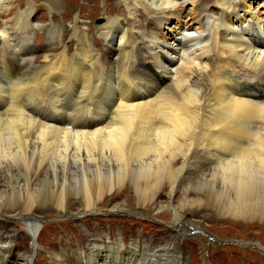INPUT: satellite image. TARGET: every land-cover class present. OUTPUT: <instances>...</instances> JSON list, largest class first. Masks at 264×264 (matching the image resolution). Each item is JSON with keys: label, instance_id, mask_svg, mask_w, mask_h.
<instances>
[{"label": "bare ground", "instance_id": "1", "mask_svg": "<svg viewBox=\"0 0 264 264\" xmlns=\"http://www.w3.org/2000/svg\"><path fill=\"white\" fill-rule=\"evenodd\" d=\"M12 1L0 0L1 15L13 10ZM83 1L96 11L87 5L67 20V0H46L59 11L57 23H32L30 11L0 25V216L30 226L38 220L36 209L77 216L97 213L111 201L109 213L126 212L125 203L135 201L161 212L159 199L167 191L170 198L183 194L172 207L182 224L176 237L203 230L180 214L188 206L263 220L259 0H208L206 6L203 0ZM109 5L112 13L105 11ZM189 5L191 31L182 24L173 40L157 39L138 25L140 8L153 11L148 14L162 27L164 14L178 6L184 16ZM97 12L105 20L87 24L85 17ZM43 28L56 33L51 44L33 40V31ZM38 45L42 59L35 63ZM149 65L162 74L159 79L130 73L150 71ZM118 197L126 202L114 203ZM74 202L81 205L76 213ZM30 231L33 239L37 230ZM117 241L92 243L93 261L100 249L122 251ZM171 248L164 244L146 254L129 249L127 264H178ZM10 253L0 242V264H9ZM19 261L30 264V257Z\"/></svg>", "mask_w": 264, "mask_h": 264}, {"label": "rangeland", "instance_id": "2", "mask_svg": "<svg viewBox=\"0 0 264 264\" xmlns=\"http://www.w3.org/2000/svg\"><path fill=\"white\" fill-rule=\"evenodd\" d=\"M108 1L106 0L107 4L115 5L114 2L117 0ZM210 2L203 0L201 5L206 6ZM12 4L15 7L9 15L5 17L0 14V25L6 18H12L13 16L24 19L30 11L29 19L32 23L40 25L51 20L55 23L58 22L59 11L57 9L50 10L47 7L46 0H13ZM69 5L73 9L69 8ZM87 5L91 7L89 11H96L97 8L92 7L90 1L85 3L83 0H67V9H69L64 18L69 20L74 11L78 14ZM110 5L105 11L112 13L114 8ZM189 6L184 16L182 9L178 6H176V11L164 14L166 25L163 24L162 27L155 17H150L149 14L153 11L140 8L139 10H142L144 14L142 13L143 18H141L138 25H141L144 30L157 39L167 40L166 37H168L173 40L180 26L182 24L187 26L192 21V18L189 17L192 14V5ZM258 7H260L258 11L264 16V8L260 0L258 6L254 7L255 10ZM20 10L25 11L18 14ZM120 10L124 9L120 7ZM24 14L26 15L24 16ZM94 15L93 18L85 17L87 24L97 26L105 20L103 13L97 12ZM140 16L141 14H138L136 18L139 19ZM96 19H99L97 24H95ZM187 28L190 30L189 26ZM34 31L33 40H42L43 45L51 44L53 40L50 38L56 35L50 30L52 33L50 32L49 36L44 28L42 30L35 29ZM40 36L43 37L40 38ZM73 43L71 42V44ZM37 47L35 63L42 59L40 45ZM146 64L148 65V63ZM149 67L150 71H141L139 67L137 70H131L130 73H136L147 81L150 79L155 80L157 75L159 79L162 74L158 73V70L152 68L151 65ZM7 85L4 88L9 87ZM92 100L94 101V95ZM47 188L46 184L43 185L42 191L46 192ZM200 190L204 191L202 188ZM182 196V193H177L170 198L169 193L165 191L159 199L164 208L161 212L141 208L135 201L129 202L130 204L125 203L126 212L109 213L107 210L113 203L111 201L100 207L97 213H81L78 214L79 216L74 214L64 215L54 209L47 212L36 209L33 215L38 220H35L30 226L27 221L13 216H0V242H5L10 246L9 264H21L19 257L23 255L30 257V264H90L91 262H94V264L125 262L127 264V261L133 256L129 249H135L136 247L137 253L140 254L144 251V254H146L147 250H152L150 252L153 253L158 247H163L164 244L172 246L175 255L179 256L180 261L178 264H264V219L255 218L250 220L246 217L235 219L232 218V216L236 217L234 214L228 213L222 216L214 208H210L208 211L204 209L203 213L202 211L195 212V208L192 209L193 207L188 206L187 210H180V214L186 221L191 224L193 222L194 225L203 230L197 232L187 230L176 237V231L182 224L178 223L180 219L177 220L172 207L180 204ZM114 201L117 204L126 202L125 197H118ZM74 203L72 209L73 213H76L81 205L79 202ZM29 227L37 230V235L33 239ZM111 234L112 236H110ZM110 240H118L117 244L122 245L120 246L122 251L100 249L98 253L99 261H93L94 245L92 246V243L108 244ZM143 262L140 264H147V262Z\"/></svg>", "mask_w": 264, "mask_h": 264}]
</instances>
